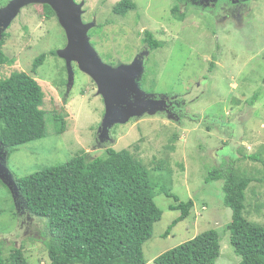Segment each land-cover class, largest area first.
Here are the masks:
<instances>
[{
    "label": "rangeland",
    "instance_id": "rangeland-1",
    "mask_svg": "<svg viewBox=\"0 0 264 264\" xmlns=\"http://www.w3.org/2000/svg\"><path fill=\"white\" fill-rule=\"evenodd\" d=\"M8 1L0 0V8ZM99 1L87 4V20L95 11L101 12ZM177 2L179 14L185 13L181 19L170 13ZM242 2L243 6L232 4L224 13L185 9L179 0H151L149 17L142 13L144 10L136 11L141 19L136 12L130 13L139 27L143 20L155 39L163 42L146 62L141 89L154 97L172 101L177 97L179 107L170 112L172 119L164 111L116 124L109 132L111 140L101 145L96 144L97 131L105 109L96 84L73 63L74 81L67 92L65 62L54 55L66 44L56 15H47L41 4L24 7L4 31L3 52L12 64L0 66V79L18 71L38 82L44 93L47 132L45 137L19 146L7 159L0 150V165L22 178L79 154L102 158L107 148L128 149L148 167L156 189L154 202L162 212L142 248L145 264H154V258L163 252L210 229L220 237L216 264H238L241 258L229 242L231 210L222 202V181L207 183L206 176L215 169H233L252 177L243 215L264 225V0ZM96 15L95 21L103 30L89 39L101 60L111 66L131 63L140 49L142 34L138 28L135 34L122 33L124 21L104 23L103 17ZM40 54H45L46 60L33 74L32 62ZM60 114L65 119L62 133H58L60 120L53 118ZM252 155L261 162L250 160ZM161 161L165 166L157 168ZM160 189H170L178 203ZM188 200L194 202L189 217L164 237L180 215L179 210L170 208ZM43 221L17 215L11 192L0 179V248L4 260L20 250L27 264H49V238Z\"/></svg>",
    "mask_w": 264,
    "mask_h": 264
},
{
    "label": "trees",
    "instance_id": "trees-1",
    "mask_svg": "<svg viewBox=\"0 0 264 264\" xmlns=\"http://www.w3.org/2000/svg\"><path fill=\"white\" fill-rule=\"evenodd\" d=\"M194 2L205 7L212 5ZM134 6L132 0H122L115 11L125 14ZM191 8L206 10L201 6ZM43 9L47 15L55 16L47 5ZM184 14H179L176 4L173 15L181 19ZM5 36L3 33L0 39V66L12 64L3 52ZM147 42L152 51L162 45L149 38L148 33ZM45 60V54L35 57L31 72L35 74ZM43 101L42 88L30 74L14 71L0 79V150L6 153V159L19 146L45 137L47 114L42 109ZM53 118L61 122L58 133L64 132V114ZM248 158L261 162L256 155ZM163 166L161 161L156 167ZM12 175L18 189L16 214L24 212L29 217L45 220L49 264H145L142 248L151 238L162 212L154 202L156 189L150 181L148 167L128 149L107 148L102 158L91 159L88 154H79L32 175L22 178ZM217 181H222L223 205L231 210L227 229L230 245L241 258L238 264H264V225L250 222L243 215L245 193L253 178L233 169H215L208 173L206 182ZM159 192L178 203L170 189ZM193 206L194 202L188 200L170 208L179 210L180 215L172 221L164 237L189 217ZM219 256L220 237L210 229L163 252L153 262L216 264ZM0 264H27V261L20 250L4 260L0 248Z\"/></svg>",
    "mask_w": 264,
    "mask_h": 264
},
{
    "label": "water",
    "instance_id": "water-1",
    "mask_svg": "<svg viewBox=\"0 0 264 264\" xmlns=\"http://www.w3.org/2000/svg\"><path fill=\"white\" fill-rule=\"evenodd\" d=\"M212 6L217 0H193ZM32 4L48 5L56 15L60 27L66 37V44L56 51V55L65 62L67 71V92L74 81L75 63L79 70L88 75L97 86V94L104 101V116L98 129L97 140L100 143L110 141L109 132L116 124H126L132 118L143 115L153 116L164 112L167 107L166 97L154 98L145 93L139 82L144 72L143 55L137 56L129 64L111 66L104 63L90 43L88 30L93 24L82 22V4L74 0H9L0 8V39L4 31L19 15L21 10ZM168 118L172 119L169 111ZM0 179L9 188L15 206L18 207V189L13 175L7 167L0 165Z\"/></svg>",
    "mask_w": 264,
    "mask_h": 264
},
{
    "label": "flooded vegetation",
    "instance_id": "flooded-vegetation-1",
    "mask_svg": "<svg viewBox=\"0 0 264 264\" xmlns=\"http://www.w3.org/2000/svg\"><path fill=\"white\" fill-rule=\"evenodd\" d=\"M121 1L122 0H113V1H111V0H100L98 2V4H99L98 8L99 9L102 8L101 12L95 11L94 15L91 16V19L87 20L88 16L90 15L89 9H87V4H89L91 2V0H74L75 3L82 4V14H81L82 22L85 24H93V26L88 30V35L90 37L95 32H101L103 30L102 25L97 24L95 21L97 18L96 14H100V16L103 17L104 23L105 22L111 23V20H113V21H118V20L124 21L125 26L120 28L122 30V33H134L135 34V32L137 31V28H138V30H139L138 32L142 34V36L140 38V49L133 58L143 55L142 60H143L144 68H145L146 62L149 60V57L153 52L151 50V47L149 46V44L147 42V33L149 34V38L155 39V37H154L153 33L149 29L146 28V23L143 20H140L142 22V26L139 27L140 24H138L137 22L134 21L132 16H130V13L136 12L137 10H144L142 13L149 17L150 16L149 15V12H150L149 9H151V0H132L133 3L135 4V6L133 9L127 11L125 14H120V13L115 11L116 5ZM109 4L111 6H110L109 10H107L108 9L107 5H109ZM140 4H141V6L139 7ZM176 4L178 5V8H179V5H180L179 2H177ZM218 4H219V6H218ZM232 4H234L235 6H243L244 5L242 0H217V2L214 4V6L209 5L207 7H205L204 5H201L198 2H194L192 0L182 1V6L185 9L189 6H191V7H200L201 6L202 8L208 10L209 12L219 10V11H222L224 13L230 11ZM175 5L170 8V13H172V14H173V9H174ZM135 15L140 17V12H136ZM141 18H142V16L140 17V19ZM129 20H131V24H129ZM126 25H128V27H126ZM155 40H157V39H155ZM154 98L158 99L161 97H154ZM166 103H167L166 111H169V112H172V111L174 112V110H176L177 107H179L177 100L172 101L171 98H167ZM99 145H101V144H99ZM20 216L22 219L23 218H27V219L29 218V214H24V212H23V214H20Z\"/></svg>",
    "mask_w": 264,
    "mask_h": 264
}]
</instances>
